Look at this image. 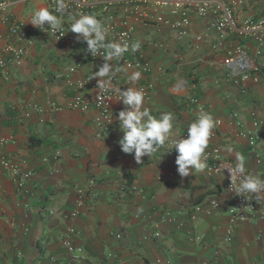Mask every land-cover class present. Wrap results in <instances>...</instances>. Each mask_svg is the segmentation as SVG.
I'll list each match as a JSON object with an SVG mask.
<instances>
[{
    "label": "crops",
    "instance_id": "crops-1",
    "mask_svg": "<svg viewBox=\"0 0 264 264\" xmlns=\"http://www.w3.org/2000/svg\"><path fill=\"white\" fill-rule=\"evenodd\" d=\"M47 5L48 0H14L0 12V57H6L2 48L7 41L18 44L9 35L3 15L21 22L33 40L21 66L0 68V138L5 139L0 158L23 160L33 171L19 190L0 166V264H264V219L253 216L229 224L228 195L221 174L205 171L181 177L176 158L157 152L137 163L134 155L123 153L118 143L123 132L116 119L125 107L121 100L111 102V122L102 128L95 125L93 107L87 111L67 107L76 94L93 100L96 87L79 89L76 83L98 71L103 58L92 61L81 56V47L57 41L47 29L26 21L37 6ZM115 7L118 20L122 16L119 5ZM236 8L240 18H264V0H243ZM191 21L190 35L181 41L162 25L135 24L138 59L149 62L151 69L124 68L114 61L122 69L115 84L129 82L128 76L140 71L141 79L131 86L152 83L144 107L157 117L171 112L177 135L187 132L200 114L199 107L210 113L217 122L213 143L223 158L236 162V153L242 154L246 170L264 178V162H255L246 139L237 135L233 117L237 113L244 129L260 133L264 48L257 54L254 40L235 32L226 39L228 46L241 44L256 68L252 73L258 81L249 80L241 93L222 80L219 67L208 63L221 62L223 52L214 53L206 42L194 48V36L206 32V22L195 15ZM208 36L213 39L214 33L210 31ZM148 37L162 46L147 44ZM74 64H78L76 69L65 75L66 68ZM97 79H93L95 83ZM178 80L186 83L181 92L174 88ZM28 102L40 111L29 109ZM53 104L60 109L54 110ZM25 111L29 117L24 116ZM260 137L264 143V133ZM225 145H231L234 152L223 151ZM57 150L60 155L53 159ZM123 176L143 196L122 194L119 182ZM75 184L86 188L87 196L81 213L70 217L75 208ZM212 199L221 204L217 211L191 217L194 206ZM50 209L56 213L49 215ZM164 212L173 220L162 222ZM68 227L75 230L73 244L83 249V259L74 263L60 244ZM155 231L158 237L153 235Z\"/></svg>",
    "mask_w": 264,
    "mask_h": 264
},
{
    "label": "built area",
    "instance_id": "built-area-1",
    "mask_svg": "<svg viewBox=\"0 0 264 264\" xmlns=\"http://www.w3.org/2000/svg\"><path fill=\"white\" fill-rule=\"evenodd\" d=\"M11 1L14 0H0V12H4L8 3ZM50 5L51 0H48L47 6ZM117 5H119L118 11H120L122 16L118 20L116 19L117 13L115 11V6ZM242 5L243 0H72L70 11L95 14L98 19L102 20V22L109 26L110 33L108 39L110 41L126 42L129 45L128 51L124 53L120 60L124 68H138L144 72H149L151 65L147 61H139L137 51H132V45L135 44L133 35L135 24L139 23L145 27L149 25L156 27L162 25L174 32L176 39L181 41L190 35L192 24L191 15H195L200 20L206 22V32L194 36V48H198L200 43L206 42L214 53L223 52V59L221 62L215 63L214 61L209 60L208 63L220 68L222 80L225 83L238 87L239 91L244 93L246 91V83L249 80L252 82L258 81L257 75L252 73L256 70L254 61L241 44L228 46L226 45V39L231 32H235L241 37H251L258 48L256 53L259 54V49L264 48V18H258L256 20L251 17L240 18L236 7ZM62 19L67 20L66 24L70 25L71 21L68 17H62ZM2 21L8 23V33L18 41V44L12 43V41H7L3 45L2 50L4 54H6V57H0V68L19 67L22 65L27 48L33 40L28 37L22 23L18 20L10 18L9 15L5 14L3 15ZM67 25H65V27H67ZM47 31L50 32V29H47ZM210 31L212 34L214 33L213 39H210L208 36V32ZM57 35H59V33H57ZM75 35L76 34L74 33L68 32L60 39L58 36L52 37L57 41L66 42L73 47H81V56L87 57L92 61L102 58L100 56L92 57L90 54L86 53V42H77L75 40ZM2 39L3 36L0 34V41ZM146 41L149 45L158 47L162 46L161 43L154 42L150 37H148ZM127 54L132 57L127 58ZM77 66L78 64L68 66L64 74L68 75L73 72ZM88 77L90 76L78 80L76 83L77 88L83 89L86 86L95 88L96 83L93 79L87 82ZM115 82L114 78L115 87H121L122 90H126L127 87L131 86L128 81L118 85H116ZM216 83H218V80H215L214 84ZM81 85L83 86L81 87ZM185 85V81L178 80L175 82L174 88L177 92H181L184 90ZM137 88H142L145 92V97H148L149 91L152 88V83L149 82L140 85ZM98 95H103L105 98L103 100L98 99ZM115 99H120L115 92L98 94L97 89L92 101L76 94L71 98L67 107L80 111H87L90 107H93L96 110V115L94 117L95 125L102 128L107 126L111 121V102ZM190 102L197 104V99L191 98ZM27 106L31 110L35 109L40 111L37 105L33 102H28ZM52 108L54 110L60 109V107L55 104H53ZM198 110L199 112L202 111L200 107ZM24 116L29 117V111H25ZM233 117L235 119L236 127H238L237 135L246 139L255 162L257 164L264 162V153L262 150L264 149V143L260 137L261 133H264V123L258 121L257 124L260 133H254L242 127L241 120L237 113H234ZM181 135L186 137L187 132H184ZM213 138L214 135L210 139L209 146L206 149L209 156L208 165L211 171H206L211 174H221L223 177L224 188L228 195L229 202L226 210L229 224L233 225L237 222L248 221L253 216H257L259 219H264V203H257L255 199L246 200L242 196H236L230 190V180L227 170H225L224 175L222 171L218 172L216 170L220 163L234 165L235 162L223 158L219 147L213 143ZM4 143L5 139L0 138V145H3ZM171 147L172 145L166 141L165 145L160 148L158 152H161L170 158H176L177 152L175 149L169 150ZM59 155L60 152L58 150L55 151L53 159H57ZM0 166L9 172L19 190L25 186L26 182L33 174L31 169L25 167L23 160L11 161L0 158ZM119 189L122 194H125L126 192H135L143 196L137 186L129 182L125 176L120 178ZM86 191V188L80 184H75L73 186V192L76 199L75 208L69 213L70 217L77 216L81 213L87 196ZM220 206L221 204L219 201L212 199L208 201L206 205L194 206L191 217L194 218L199 213L211 214L217 211ZM55 213V210L52 209L48 211L49 215ZM170 220H173V216L170 215L169 212H164L161 221L166 222ZM74 233L75 230L68 227L66 233L60 238V244L65 248L70 261L73 263L83 259L82 247L74 245L71 240V236ZM153 235L158 237L159 232L155 231ZM119 237L120 235L117 234L116 238ZM53 260L54 259H52V261Z\"/></svg>",
    "mask_w": 264,
    "mask_h": 264
},
{
    "label": "clouds",
    "instance_id": "clouds-1",
    "mask_svg": "<svg viewBox=\"0 0 264 264\" xmlns=\"http://www.w3.org/2000/svg\"><path fill=\"white\" fill-rule=\"evenodd\" d=\"M71 3L72 0H51L50 6H37L26 21L38 29H50L48 34L53 37L58 36L59 39L68 32L74 33L77 42H86V53L92 57L103 58V64L99 66L98 71L93 72L87 78V82L98 78L96 83L98 94L115 92L125 105L116 117L119 128L123 132L118 141L122 152L134 155L135 161L140 163L142 157L146 155L151 157L167 141L172 145L169 150L175 149L177 152L175 163L181 177H188L193 172L211 171L206 149L214 135L213 130L217 126L213 116L201 111L197 119L188 125L187 136L177 135L171 112L161 113L157 117L151 114L149 108L144 107L145 92L142 88L129 86L126 90H122L121 87H115L114 78L122 69L115 67L113 62L122 59L124 53L128 51L129 45L126 42L110 41L108 39L109 26L93 13L71 12ZM62 17H68L71 21L70 25H67L66 20ZM46 23L47 28L45 27ZM139 47V42L133 44L132 51H137ZM140 79V71H134L128 76L130 85H135ZM97 98L103 100L105 97L98 95ZM222 150L228 154L234 152L231 145H225ZM235 161L234 165L220 163L216 170L222 171L223 175L227 170L230 190L236 196L264 203V178L246 170L242 154L236 153Z\"/></svg>",
    "mask_w": 264,
    "mask_h": 264
}]
</instances>
